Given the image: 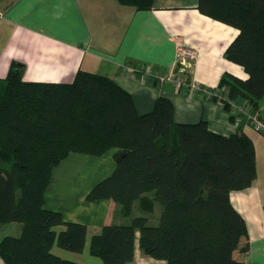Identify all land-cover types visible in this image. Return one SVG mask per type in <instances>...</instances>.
Listing matches in <instances>:
<instances>
[{
  "label": "trees",
  "instance_id": "16d2710c",
  "mask_svg": "<svg viewBox=\"0 0 264 264\" xmlns=\"http://www.w3.org/2000/svg\"><path fill=\"white\" fill-rule=\"evenodd\" d=\"M116 1L136 10L153 3ZM197 10L238 31L224 56L247 75H225L212 90H226L222 104L228 111L232 103L258 111L264 97V0H199ZM109 150L116 151L113 173L86 201H112L129 222L103 226L90 239V256L102 264H129L138 232L141 252L166 264H247L233 257L247 228L229 196L256 178L248 136L214 134L205 121L176 123L173 104L164 97L139 113L112 80L81 70L70 83L25 81L16 62L0 80V230L17 224L20 231L0 239L4 264H80L52 250L82 253L87 227L48 209L45 194L54 169L69 155ZM135 205L139 215H133ZM156 205L158 220L151 225ZM240 252L247 253L248 245Z\"/></svg>",
  "mask_w": 264,
  "mask_h": 264
},
{
  "label": "crops",
  "instance_id": "0c3cea01",
  "mask_svg": "<svg viewBox=\"0 0 264 264\" xmlns=\"http://www.w3.org/2000/svg\"><path fill=\"white\" fill-rule=\"evenodd\" d=\"M198 1L153 0L150 9L136 10L116 0H0V80L12 62L23 66V79L31 82L70 83L81 70L112 80L132 97L139 113L150 111L156 99L164 97L173 104L176 123L205 121L214 134L248 136L255 152L256 178L247 189L229 196L247 228V240L241 242L233 257L247 264H264V137L251 132L245 122L236 128L230 120L231 111L214 98L175 91L171 84H161L152 76L172 70L180 47L195 51L190 73L201 88L216 89L225 75L247 78L240 66L224 56L238 31L200 14ZM258 113L264 118V97ZM54 177L53 172L52 187ZM49 194L48 188V209L61 212L68 222L87 227L84 251L74 254L78 258L56 247L53 254L80 264H102L89 255L90 239L103 226L127 224L129 218L122 217L112 201H68L63 209V198ZM78 204L86 207L74 210ZM159 210L156 205V219L152 223L149 220L151 225H156ZM14 225L13 232L4 235L18 237L19 227ZM2 228L0 239L4 236ZM138 236L136 232L129 264H166L145 256L138 247ZM244 245H248V252L241 254ZM0 264L4 263L0 260Z\"/></svg>",
  "mask_w": 264,
  "mask_h": 264
},
{
  "label": "rangeland",
  "instance_id": "374dc122",
  "mask_svg": "<svg viewBox=\"0 0 264 264\" xmlns=\"http://www.w3.org/2000/svg\"><path fill=\"white\" fill-rule=\"evenodd\" d=\"M250 131L257 134L252 129H250ZM115 152H116L115 150H109L101 156L76 155V154L70 155L62 163L63 165H61L62 167H60V169L58 170L55 169L53 171L55 176L54 177L55 185L52 187L53 182L50 185L49 187L50 194L52 193L57 198L58 197L63 198L64 200L63 209H65V205L68 203V201L71 203L72 202L77 203V201L81 199L85 201L91 189L97 183L106 179L113 173V170L115 168L113 155ZM79 206L80 204L74 205L72 208L74 210L77 209L78 211H81L86 207V205L84 204L80 207ZM133 210H134L133 215H135L137 209L134 207ZM154 216L155 217H153V220H151L150 218V223H152L156 219V215ZM7 225H11V227H5V229L2 228V235L7 233L8 231H11V233L13 232L14 229H12L13 228L12 226L15 225L14 224H7ZM5 236H12V235L6 234L3 237ZM66 253L73 255V257L75 258H78L79 256V255L74 256V254L70 252H66Z\"/></svg>",
  "mask_w": 264,
  "mask_h": 264
},
{
  "label": "built area",
  "instance_id": "2783aa9c",
  "mask_svg": "<svg viewBox=\"0 0 264 264\" xmlns=\"http://www.w3.org/2000/svg\"><path fill=\"white\" fill-rule=\"evenodd\" d=\"M196 53L191 48H178L174 67L166 74L154 72L152 76L161 84H171L175 91H185L189 94L204 93L208 97L216 98L220 104L225 97L222 91L215 92L212 89L206 90L191 79L190 70L196 60ZM231 116L234 118V126L238 128L242 122L257 134L264 137V118L258 111H252L248 105L231 104Z\"/></svg>",
  "mask_w": 264,
  "mask_h": 264
}]
</instances>
